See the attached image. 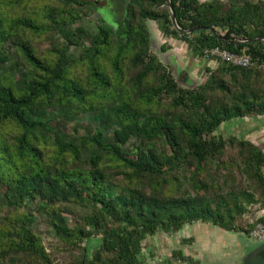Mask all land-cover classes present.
Listing matches in <instances>:
<instances>
[{
  "label": "trees",
  "instance_id": "16d2710c",
  "mask_svg": "<svg viewBox=\"0 0 264 264\" xmlns=\"http://www.w3.org/2000/svg\"><path fill=\"white\" fill-rule=\"evenodd\" d=\"M28 1L0 0V264H140L143 241L160 230L201 221L250 232L255 223L241 218L264 198V150L216 131L264 116V40L233 42L264 36V2L120 0L114 29L83 21L88 0L17 15ZM149 19L195 56L219 46L254 64L221 61L184 87L151 51ZM42 35L54 39L43 53ZM36 213L79 254L56 261Z\"/></svg>",
  "mask_w": 264,
  "mask_h": 264
},
{
  "label": "rangeland",
  "instance_id": "374dc122",
  "mask_svg": "<svg viewBox=\"0 0 264 264\" xmlns=\"http://www.w3.org/2000/svg\"><path fill=\"white\" fill-rule=\"evenodd\" d=\"M94 3L89 6L84 17L90 28H95L97 20L105 19L116 29L122 16L123 6L120 0H88ZM49 4L56 5L58 0H29L16 9V14H25L40 11ZM12 13V10H11ZM150 31L151 51L158 59L171 68L172 74L184 87H197L208 79L210 70L217 68L221 60L204 56H195L188 44L175 37H168L160 30L154 20L146 21ZM54 42L51 38L42 35L34 37V43L39 52H46ZM175 65V67H174ZM224 138L237 136L253 141L264 150V116L235 118L226 120L216 131ZM234 148H229V155H233ZM235 182H247L239 172L231 174ZM231 182H234L230 178ZM258 201L247 205V211L241 218V225L250 229L261 217H264V198L257 197ZM37 229L41 233L47 251L51 252L55 260L67 262L73 258L72 254L62 247L59 240L53 236L46 222L45 214L36 213ZM100 236L87 239L84 244L88 254L98 248ZM264 244V241L254 239L250 232L226 231L220 227L201 221L184 225L176 232L160 230L149 235L143 241L140 253V264H243L245 257L254 249Z\"/></svg>",
  "mask_w": 264,
  "mask_h": 264
},
{
  "label": "built area",
  "instance_id": "2783aa9c",
  "mask_svg": "<svg viewBox=\"0 0 264 264\" xmlns=\"http://www.w3.org/2000/svg\"><path fill=\"white\" fill-rule=\"evenodd\" d=\"M204 57L216 58L235 66L249 67L254 64L251 57L245 53H237L219 46L207 47L203 52ZM254 239L264 241V221H257L250 231Z\"/></svg>",
  "mask_w": 264,
  "mask_h": 264
},
{
  "label": "water",
  "instance_id": "95a60500",
  "mask_svg": "<svg viewBox=\"0 0 264 264\" xmlns=\"http://www.w3.org/2000/svg\"><path fill=\"white\" fill-rule=\"evenodd\" d=\"M170 9L172 11L173 24L175 25V27L178 30H181L180 26L177 23L176 14L173 11L172 4H170ZM201 28H203V26H196V27H192L188 30H185V32L191 33L193 31L201 29ZM259 40H264V36L254 37L252 39H245V40H234L233 42H254V41H259ZM174 67H175V65H174ZM263 248H264V244H262L260 247L251 251L243 260V264H264V255L259 253L260 250Z\"/></svg>",
  "mask_w": 264,
  "mask_h": 264
},
{
  "label": "crops",
  "instance_id": "0c3cea01",
  "mask_svg": "<svg viewBox=\"0 0 264 264\" xmlns=\"http://www.w3.org/2000/svg\"><path fill=\"white\" fill-rule=\"evenodd\" d=\"M201 1H211V0H201ZM222 1H224L225 3H229V2H241V1H243V0H222ZM248 1H251V2H261V1H263L264 2V0H248ZM198 222V221H197ZM194 223V222H193ZM204 223H208V224H212L211 222H204ZM213 225V224H212Z\"/></svg>",
  "mask_w": 264,
  "mask_h": 264
},
{
  "label": "flooded vegetation",
  "instance_id": "af4514ba",
  "mask_svg": "<svg viewBox=\"0 0 264 264\" xmlns=\"http://www.w3.org/2000/svg\"><path fill=\"white\" fill-rule=\"evenodd\" d=\"M259 253H261V254H263V255H264V248H263V249H261Z\"/></svg>",
  "mask_w": 264,
  "mask_h": 264
}]
</instances>
